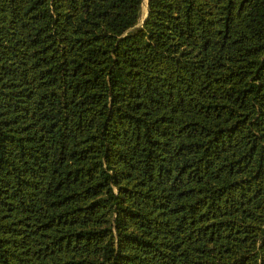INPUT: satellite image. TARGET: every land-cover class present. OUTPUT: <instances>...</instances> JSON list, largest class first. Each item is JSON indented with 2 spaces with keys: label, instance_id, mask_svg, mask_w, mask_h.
I'll list each match as a JSON object with an SVG mask.
<instances>
[{
  "label": "trees",
  "instance_id": "trees-1",
  "mask_svg": "<svg viewBox=\"0 0 264 264\" xmlns=\"http://www.w3.org/2000/svg\"><path fill=\"white\" fill-rule=\"evenodd\" d=\"M144 1L0 0V264H264V0Z\"/></svg>",
  "mask_w": 264,
  "mask_h": 264
},
{
  "label": "water",
  "instance_id": "water-1",
  "mask_svg": "<svg viewBox=\"0 0 264 264\" xmlns=\"http://www.w3.org/2000/svg\"><path fill=\"white\" fill-rule=\"evenodd\" d=\"M148 14H149V8H148V5H147V10H146V12L144 14V18L142 20V23H144L147 20Z\"/></svg>",
  "mask_w": 264,
  "mask_h": 264
},
{
  "label": "rangeland",
  "instance_id": "rangeland-1",
  "mask_svg": "<svg viewBox=\"0 0 264 264\" xmlns=\"http://www.w3.org/2000/svg\"><path fill=\"white\" fill-rule=\"evenodd\" d=\"M145 1H146V3H145ZM144 1V3H143V18H144V14H145V12H146V10H147V6H146V4H147V0H145Z\"/></svg>",
  "mask_w": 264,
  "mask_h": 264
}]
</instances>
